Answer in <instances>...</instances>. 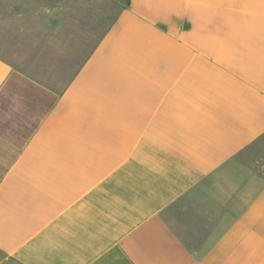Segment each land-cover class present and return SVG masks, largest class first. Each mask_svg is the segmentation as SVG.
Listing matches in <instances>:
<instances>
[{
  "label": "crops",
  "instance_id": "0c3cea01",
  "mask_svg": "<svg viewBox=\"0 0 264 264\" xmlns=\"http://www.w3.org/2000/svg\"><path fill=\"white\" fill-rule=\"evenodd\" d=\"M0 264H264V0H0Z\"/></svg>",
  "mask_w": 264,
  "mask_h": 264
},
{
  "label": "rangeland",
  "instance_id": "374dc122",
  "mask_svg": "<svg viewBox=\"0 0 264 264\" xmlns=\"http://www.w3.org/2000/svg\"><path fill=\"white\" fill-rule=\"evenodd\" d=\"M2 50H0V52H1Z\"/></svg>",
  "mask_w": 264,
  "mask_h": 264
}]
</instances>
